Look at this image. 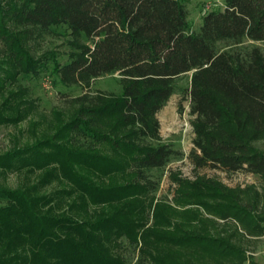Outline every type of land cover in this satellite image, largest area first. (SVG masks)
I'll use <instances>...</instances> for the list:
<instances>
[{"label": "trees", "instance_id": "trees-1", "mask_svg": "<svg viewBox=\"0 0 264 264\" xmlns=\"http://www.w3.org/2000/svg\"><path fill=\"white\" fill-rule=\"evenodd\" d=\"M55 26L92 43L54 67L60 83L88 90L118 74L122 93L68 99L75 111H54L39 137L32 121L34 141L0 155L2 173L26 179L0 183V264H128L123 242L136 264H254L242 240L264 234L255 191L175 174L172 198L157 197L152 173L181 158L156 116L192 73L194 168L264 179V50L219 49L264 44V0H225L197 30L183 0H0V127L32 114L13 88L41 68L29 41Z\"/></svg>", "mask_w": 264, "mask_h": 264}, {"label": "rangeland", "instance_id": "rangeland-1", "mask_svg": "<svg viewBox=\"0 0 264 264\" xmlns=\"http://www.w3.org/2000/svg\"><path fill=\"white\" fill-rule=\"evenodd\" d=\"M188 11V20L193 30L201 25L203 15L210 11H218L224 8L225 0H183ZM74 45H92L91 41L84 36H75L66 26H55L49 34L29 41L31 54L41 63L36 74H21L13 88V91H25V99L28 103L17 107L20 111H33L27 120L18 125L14 123L0 127V155L15 145L23 147L34 141L30 135L32 121L38 122V137L43 134L46 127L45 121L52 118L54 111L64 112L66 115L75 111L67 105V100L80 97L85 93H104L119 96L122 93V85L118 74L103 76L94 80L87 90L80 85L66 86L60 83L54 67L61 66L69 61V56L75 52ZM252 47H260L264 50V44L245 41L237 48L219 46L225 51L249 50ZM192 73L181 76L176 81L175 91L165 107L157 114L159 123V134L161 143L170 146L171 149L181 153V158L172 159L165 168L152 173V181L157 186L156 196H167L172 198L174 185L170 176L178 174L182 179L193 181L196 175L207 178L218 179L227 189L245 190L251 188L258 196V209L264 212V179L258 175L237 173L234 175L225 174L223 171L213 167L195 169L189 160L195 139L193 129L194 117L190 115L189 101L185 99L184 93L190 86ZM3 98V97H2ZM0 98V102L1 99ZM4 99V98H3ZM31 102L33 104H31ZM20 103H17L19 105ZM14 109V111L18 110ZM32 123V124H31ZM254 147L264 152V139L254 144ZM24 173H2L0 171V183L4 186L15 189L26 183ZM53 187H48L45 192H51ZM250 201H254L251 194ZM242 231V230H241ZM243 232V231H242ZM244 248L247 255L254 264H264V234L259 238H243ZM123 250L120 251L128 264H136L140 259V252L135 247H129L123 242ZM250 264V262H246Z\"/></svg>", "mask_w": 264, "mask_h": 264}]
</instances>
